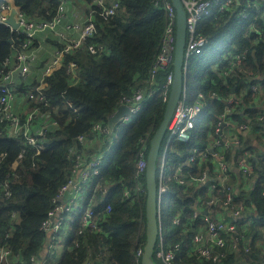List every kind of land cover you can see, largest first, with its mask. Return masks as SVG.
<instances>
[{"label":"trees","instance_id":"trees-1","mask_svg":"<svg viewBox=\"0 0 264 264\" xmlns=\"http://www.w3.org/2000/svg\"><path fill=\"white\" fill-rule=\"evenodd\" d=\"M80 1L84 9L89 5L94 11V32L79 47L66 53L63 67L45 79L46 103L37 105L39 113L30 124L33 130L46 117L56 122L41 140L44 149L36 153L9 136L3 129L4 124H0V154H3L0 183L6 176L10 190L5 199H0V247L10 248L23 259L41 258L48 246L41 223L55 206L59 189L70 179L76 155L92 158L111 145L104 153L106 165L102 171L83 185L85 197L68 223L59 259H54L57 252L51 250L44 259L46 264H140V258L136 261V251L145 243L146 189L144 173L136 174L137 152L142 141L148 150L149 141L162 119L165 106L162 93L155 94L135 118L119 124V129L110 134H98L92 127L94 124L107 127L108 117L123 97L131 96L136 89L144 94L148 92L150 70L160 49L165 20L164 11L156 8L155 2L161 5L162 0H117L120 8L107 18L99 15L100 8L91 0ZM11 2L27 19L37 21L50 20L58 5L57 0ZM236 2L238 6H231L224 15L214 17L213 13L199 24L198 30L209 37V43L190 62L185 88L190 104L198 99V93L205 96L207 109L212 108L207 117L214 127L223 101L232 95L237 103L231 119L238 124L248 122L245 123L248 133L240 136L237 150L251 153L247 161L253 183L251 188L241 189L238 185L241 177L231 167L230 185L235 186L234 202H242L250 222L244 233L232 238L237 239L236 242L228 238L223 247L215 249L212 256L217 255L216 259L190 254L193 234L201 223L199 218L192 217L193 203L198 194L204 195V190L180 184L171 177L179 153L186 155L191 147L204 148L208 144L207 134L213 127L207 129L202 122L191 131L189 144L171 142L166 154L168 169L164 181L177 195L168 206L162 233L169 246L179 245L175 255L177 264H264V252L258 245L264 235V123L261 120L264 118V0ZM41 36V44L33 43L40 49L39 60L31 69L27 80L31 81L23 86L35 85L54 51L67 44L52 32ZM22 40V34L11 33L7 27L0 26V65L11 54L12 41L17 52L22 49ZM90 45L101 46V53H91ZM42 48L47 50L41 54ZM235 54L242 56L239 64H233ZM68 63L75 64L74 74L67 73ZM166 75V70H159L150 86H161ZM251 86L256 87L255 91ZM212 94L216 96L211 97ZM198 101L204 103V98ZM25 116L23 114L22 120ZM80 136L85 143L78 141ZM241 152L233 156L241 157ZM225 156L230 160L232 152L227 149ZM211 165L210 159L205 160L197 173L210 170ZM137 185L144 191L130 200ZM124 191H128L129 198L124 197ZM108 206L110 210L106 212ZM86 209L92 211V220L100 227L98 232L82 226ZM176 217L180 219L179 224L173 222ZM63 233L62 229L55 236ZM156 247L157 244L152 260L162 264L155 257Z\"/></svg>","mask_w":264,"mask_h":264},{"label":"built area","instance_id":"built-area-1","mask_svg":"<svg viewBox=\"0 0 264 264\" xmlns=\"http://www.w3.org/2000/svg\"><path fill=\"white\" fill-rule=\"evenodd\" d=\"M57 1L58 5L55 14L47 21L27 19L18 8L13 7L11 4H0V26L7 27L11 33L23 35V40L20 44L22 49L16 52L12 41L11 54L0 65V124H4L3 129L5 128L9 136L30 146L36 153L44 149L41 140L45 138L48 128L56 125V122L49 121L47 117L44 121L37 123L38 127L33 130L30 125L32 119L39 113L37 105L46 103V99L43 96V89L46 85L45 79L63 67V58L66 53L79 47L82 41L94 32L92 19L94 11L89 5L84 10L83 16L80 19L71 21L69 20V15L72 10L67 6L69 0ZM91 2L100 8L99 15L104 18L113 15L120 8L117 0H91ZM182 3L186 12V40L182 70L186 75L192 59L200 55L209 43V37L198 30L199 24L211 17L213 13H215L214 17L224 15L231 9V6H238V3L236 0H182ZM213 5L216 7V10L213 9ZM155 6L164 11L165 20L160 49L154 58L150 70L149 84H153V79L159 70L167 71L165 82L158 87L148 85L149 90L146 94L141 89H136L131 96L123 97L118 106L126 105L128 113L123 116L119 123L114 125L113 129H110L108 126L103 127L100 124H94L92 130L97 131L98 134H110L113 130L119 129V124L130 122L142 111L144 104L158 92L162 93V101L165 103L167 101L173 81L172 61L175 49L176 14L171 0H162L161 5L155 2ZM12 8L15 9L14 19L18 22L15 29H12L6 23V19ZM46 32H52L55 37L65 40L67 44L59 50L54 51L51 61L45 67L35 85L23 86V84L31 81H27L31 69L39 60L40 49L38 50L33 46V43L36 41L41 44L43 39H40V35ZM88 50L91 53L96 52L100 54L102 47L98 46L96 48L90 45ZM241 58V54H235V62L233 64H239ZM66 67L67 73L74 74V69H76L74 63H68ZM229 70L231 71V69ZM255 88V86H251L252 91H255ZM186 94V88H184L181 98L177 102L166 126L165 141L163 144L161 143L162 146H160L156 164V203L160 228L155 257L162 264H177L175 263V255L179 250L178 243L169 246L170 244H167L168 242L163 238L162 233V222L167 218V210L163 209V202L165 196L169 194V189L164 181L168 169L167 150L171 142L179 141L189 144L192 140L191 131L204 122L207 112L205 96L202 93H198V99L191 104ZM215 96V94L211 95V97ZM203 98L204 103H200L198 100H202ZM236 103L237 100L234 95L223 101L222 112L218 116L215 127L210 120L205 125L207 129L213 127V131H209L207 134L209 139L208 144L204 148L193 146L191 147V151L186 155L179 153L180 157L176 161L177 166L171 177V179L176 180L180 184L204 190V195L198 194L193 203L192 217L194 219L199 218L201 223L198 224V228L193 234L191 241L193 249L189 250V252L191 255L201 256L206 259H216L217 255L212 256L215 249L223 247L228 238L232 242H236L237 239L232 238L244 233L248 229L250 222L247 210L242 202H234L235 186L234 184L230 185L231 167H234V171L241 177L238 183L241 189L248 187L249 176L251 174L248 171L251 167L247 161V158L251 156L250 151L244 150L241 152L242 149L240 151L237 150L241 143L240 136L248 133V125L245 124L248 122L238 124L230 117ZM23 114H26L25 120H22ZM261 120L264 123V118H261ZM3 129L1 132H3ZM262 135L264 139V130L262 131ZM78 141L81 143L86 142L81 136L78 138ZM110 147L111 145L105 151L94 155L92 158L85 159L79 154L76 155L70 179L59 189L54 200L55 206L48 212L47 218L40 226V229L46 233L47 242H49V253L50 250L57 253L62 251L64 240L60 239L59 235L55 236V234L64 227V221L65 218H68V215L78 212L85 197V193L82 192L83 185L92 176L98 175L101 172L105 166L104 153ZM227 149L232 154L241 152L243 156L238 157L236 155L229 160L225 156ZM147 152L146 144L142 141L137 152V176L145 171ZM20 156L21 154L18 155V157ZM2 157L3 154H0V160ZM196 159H198L197 162H195ZM209 159L212 163L210 170L204 169L202 172L197 173L200 170L201 164ZM192 171H196L197 174H191ZM5 177L0 183L2 190L0 199H5L10 193ZM143 191L144 188L137 185L136 193L130 200H134ZM124 197L129 198L128 191H124ZM109 210L110 207H106V212ZM92 217V211L86 209L82 215V226L88 228L89 231L98 232L100 227L92 220ZM173 222L179 224L180 219L176 217ZM143 246H140L136 251V261L141 258ZM0 264H46V260L35 256L23 259L18 253L12 252L10 248L0 247Z\"/></svg>","mask_w":264,"mask_h":264},{"label":"water","instance_id":"water-1","mask_svg":"<svg viewBox=\"0 0 264 264\" xmlns=\"http://www.w3.org/2000/svg\"><path fill=\"white\" fill-rule=\"evenodd\" d=\"M176 14L175 25V49L172 61L173 81L170 86L167 101L164 106L162 119L153 133L148 146V152L146 156V166L144 171L145 177V243L143 246L142 255L140 258V264H156L152 260V254L157 244L159 236L160 224L157 216V203H156V164L157 157L160 151V146L164 138L166 126L169 122L171 114L181 98L183 89L186 84V75L182 70L183 66V54L186 40V12L182 3V0H171ZM15 9H11L6 19V23L15 29L18 22L14 19ZM128 113L126 105H120L118 108L108 117L107 125L110 129H113L114 125Z\"/></svg>","mask_w":264,"mask_h":264},{"label":"clouds","instance_id":"clouds-1","mask_svg":"<svg viewBox=\"0 0 264 264\" xmlns=\"http://www.w3.org/2000/svg\"><path fill=\"white\" fill-rule=\"evenodd\" d=\"M12 0H0V4H2V3H7V4H11L13 7H15L13 4H12V2H11ZM12 9H14V8H12ZM211 113H212V108H210V109H207V112H206V116H205V119H204V124H203V127H205V125H206V123L210 120V118H208L207 116H210L211 115ZM135 118V117H134ZM129 123V122H128ZM201 124V123H200ZM104 161H105V159H104ZM105 165H106V161H105ZM103 169V168H102ZM102 171V170H101ZM70 189V188H69ZM168 195H166L165 196V200H164V202H163V209L164 210H167L168 209V206L173 202V200H174V198L176 197V193L173 191H168ZM71 218H72V214H70V215H68V218L66 219L65 218V221H64V223L66 222V224H67V226H68V223L70 222V221H72L71 220ZM64 226V225H63ZM65 227V226H64ZM63 227V228H64ZM62 228V229H63ZM61 229V230H62ZM60 230V231H61ZM67 230H68V228H67ZM59 236H60V234H58ZM158 239H159V236H158ZM158 241V240H157ZM49 244V243H48ZM47 250H48V246H47ZM48 253H49V250H48ZM41 258H43V257H41Z\"/></svg>","mask_w":264,"mask_h":264},{"label":"crops","instance_id":"crops-1","mask_svg":"<svg viewBox=\"0 0 264 264\" xmlns=\"http://www.w3.org/2000/svg\"><path fill=\"white\" fill-rule=\"evenodd\" d=\"M73 1H75V3L73 2ZM72 1V4H73V8L74 9H83V10H85L84 9V5L81 3V1L80 0H73ZM110 1H113V0H110ZM80 14H81V12H80ZM81 16H77V19H79ZM250 139H252L251 137H250ZM233 157V154H232V156H231V158ZM249 172H251V174H250V176H249V181H248V187L249 188H251V186H252V183H253V179H254V177H253V173H252V169H250V170H248ZM251 210V209H250ZM64 224H66V222L64 223ZM256 225H259V224H256ZM66 226V231H68L67 230V228H68V226H67V224L65 225ZM65 228V227H64ZM63 228V229H64ZM61 237H62V235H61ZM63 238V237H62ZM67 238V237H66ZM66 238H64L63 240H65ZM49 243V242H48ZM260 244V246H261V248H262V251L264 252V235H263V238L260 240V241H258V245ZM47 255H48V250H47V246H45V248H44V251L42 252V255H41V257H43V258H45V257H47Z\"/></svg>","mask_w":264,"mask_h":264},{"label":"rangeland","instance_id":"rangeland-1","mask_svg":"<svg viewBox=\"0 0 264 264\" xmlns=\"http://www.w3.org/2000/svg\"><path fill=\"white\" fill-rule=\"evenodd\" d=\"M72 1H73V0H69L68 5H67V6L69 7V9L72 10V12H71L70 15H69V20H71V21H76V20H78V19H77V16H78V15L81 16V17L83 16V12H84V10H83V9H81V10H80V9H74V8H73ZM73 2L75 3V1H73ZM80 12H81V14H80ZM81 17H80V18H81ZM80 18H79V19H80ZM41 35H42V34H41ZM41 35H40V38H43V36H41ZM45 50H47V48H42V49H41V54H42V53H45ZM164 141H165V138H164L162 144L164 143ZM161 146H162V145H161ZM65 225H66V224H64V226H65ZM63 232H64L63 234H60V237H59L60 239H64V238L67 237L66 226H65V228L63 229ZM61 235H62L63 238L61 237ZM156 250H157V247H156ZM59 257H60V254H59V252H58V253L56 254V258H54V259L58 260Z\"/></svg>","mask_w":264,"mask_h":264}]
</instances>
